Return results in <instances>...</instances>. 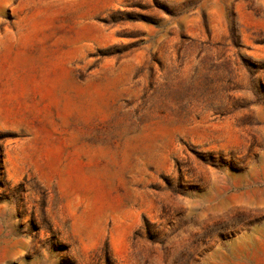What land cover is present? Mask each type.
<instances>
[{"label":"rangeland","instance_id":"obj_1","mask_svg":"<svg viewBox=\"0 0 264 264\" xmlns=\"http://www.w3.org/2000/svg\"><path fill=\"white\" fill-rule=\"evenodd\" d=\"M14 31L47 49L0 264H264V0H0Z\"/></svg>","mask_w":264,"mask_h":264},{"label":"crops","instance_id":"obj_2","mask_svg":"<svg viewBox=\"0 0 264 264\" xmlns=\"http://www.w3.org/2000/svg\"><path fill=\"white\" fill-rule=\"evenodd\" d=\"M47 44L26 32H0V130L24 128L30 119L34 72H42V50ZM39 52L38 54L35 52ZM37 88L41 82H36ZM13 97L9 103L4 98Z\"/></svg>","mask_w":264,"mask_h":264}]
</instances>
